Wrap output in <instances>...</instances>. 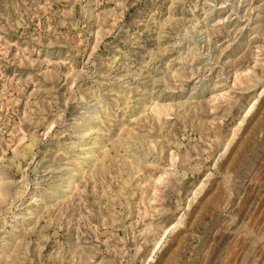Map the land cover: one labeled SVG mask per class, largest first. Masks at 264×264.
I'll return each mask as SVG.
<instances>
[{
	"label": "rangeland",
	"instance_id": "obj_1",
	"mask_svg": "<svg viewBox=\"0 0 264 264\" xmlns=\"http://www.w3.org/2000/svg\"><path fill=\"white\" fill-rule=\"evenodd\" d=\"M0 264H264V0H0Z\"/></svg>",
	"mask_w": 264,
	"mask_h": 264
},
{
	"label": "bare ground",
	"instance_id": "obj_2",
	"mask_svg": "<svg viewBox=\"0 0 264 264\" xmlns=\"http://www.w3.org/2000/svg\"><path fill=\"white\" fill-rule=\"evenodd\" d=\"M159 108V107H158ZM159 110V109H158ZM159 113H160V111H159Z\"/></svg>",
	"mask_w": 264,
	"mask_h": 264
}]
</instances>
